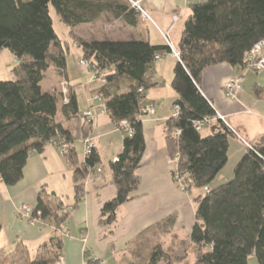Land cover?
I'll list each match as a JSON object with an SVG mask.
<instances>
[{
    "label": "trees",
    "instance_id": "16d2710c",
    "mask_svg": "<svg viewBox=\"0 0 264 264\" xmlns=\"http://www.w3.org/2000/svg\"><path fill=\"white\" fill-rule=\"evenodd\" d=\"M51 6L69 28L89 70L103 79L92 93L103 97L106 112L125 136L118 161L111 163L110 184L117 194L103 205L99 220L110 229L108 236L117 225L118 209L137 198L146 152L143 104L146 92L155 86L156 58L171 53V49L147 40H86L74 33L79 26L93 24L104 15L137 27L140 15L128 0H0V53L8 50L18 60L15 78L0 80V180L6 186H15L23 179L33 153H43L52 142L65 143L69 145L65 158L73 172L78 204L85 196L88 176L101 164L95 148L81 162L70 147L74 143L73 123L80 116L77 93L68 83L69 101L64 103L62 91L42 87L52 65L60 82L67 80L68 44L63 45L54 29ZM190 10L172 81L178 94L174 105L180 114L167 121L166 139L170 158L180 155L174 180L176 174L183 177L186 191L209 190L195 199L196 221L190 235L194 264H248L252 254L264 264V138L250 144L235 166L232 180L209 189L228 163V138L234 132L217 118L200 90L207 68L219 64L244 68L246 54L264 40V0H203L193 3ZM207 117L213 121L203 130L211 127L212 133L204 136L193 123ZM123 121L128 122L132 134L120 126ZM179 129L182 133L176 136ZM69 216L62 197L45 188L39 190L31 222L38 218L63 231ZM176 222L174 214L158 224L154 234H171ZM62 247L63 241L53 237L40 248L37 258L25 264H56ZM180 249L175 245L165 249L158 242L144 264L182 262L188 249Z\"/></svg>",
    "mask_w": 264,
    "mask_h": 264
},
{
    "label": "crops",
    "instance_id": "0c3cea01",
    "mask_svg": "<svg viewBox=\"0 0 264 264\" xmlns=\"http://www.w3.org/2000/svg\"><path fill=\"white\" fill-rule=\"evenodd\" d=\"M140 1L160 35V41H152L148 22H142L141 18L139 25L132 27L122 20L104 15L93 24L79 26L76 31L82 26L91 27L88 36L82 37L86 40H147L153 45H164L166 42L162 32L170 37L174 48L178 50L185 23L191 14L190 6L203 0ZM175 14L180 16V20L173 24L172 17ZM185 16L188 18L183 22ZM104 22L110 30L118 28V34L110 35L108 28L107 32L98 31L97 27H101ZM66 43L63 41V45ZM73 44L77 48L74 59L84 79L82 83L73 82L67 68V80L64 83H69L77 93L80 111L79 118L73 123L74 143L70 147L75 149L79 161L83 162L86 159V141H92L100 155L101 164L88 176L85 196L78 204L75 203L72 169L56 142L48 144L43 153L31 155L24 169V177L17 185L9 187L0 180V264H25L27 260H34L39 255L40 248L53 237H59L63 241V264H144L156 243L161 242L165 249H170L176 241L190 239L196 221L195 199L206 192L197 189L181 191L174 180L173 171L176 167L169 163L166 130L167 121L173 116L174 104L178 98V94L168 86L173 81L178 59L172 52L160 55L156 64L154 62L155 86L146 92L143 104V108H153L154 113L143 114L141 117L146 141V152L139 170L142 182L136 192L137 198L118 209L114 233L106 236L110 229L100 225L99 220L103 205L117 194V189L110 184L111 163L122 152L125 136L109 114L102 111L97 94L92 93L101 82H93L94 77L90 72L79 65L82 60L81 51L74 40ZM68 52H71L70 45ZM12 56L18 64L16 56ZM49 72L53 74L55 84L51 83L46 91H61L56 87L60 80L53 65L46 77ZM12 73L14 79V72ZM155 75L164 80L155 82ZM166 78H170V81L167 82ZM235 79H241L242 89L237 100H230L225 95L224 85ZM122 85H126V82ZM262 88L264 89V79L256 78L242 67L219 64L204 71L200 89L203 96L224 116L228 128L234 130L228 138V163L209 189L232 180L235 166L248 145L264 138V91H259ZM88 111L94 115L89 123L83 119ZM203 131L204 136L212 133L211 127ZM41 188L65 200L70 216L63 231H56L44 221L31 222L30 217L20 213L24 205L36 207ZM174 214L177 222L173 232L155 235V227Z\"/></svg>",
    "mask_w": 264,
    "mask_h": 264
},
{
    "label": "built area",
    "instance_id": "2783aa9c",
    "mask_svg": "<svg viewBox=\"0 0 264 264\" xmlns=\"http://www.w3.org/2000/svg\"><path fill=\"white\" fill-rule=\"evenodd\" d=\"M128 1L130 2L132 8H134L139 13L142 22L146 23L148 21H152L151 17L149 16V14L144 9L142 2L140 0H128ZM179 20H180L179 15H177V14L173 15V17H172L173 24L179 22ZM161 34H162L166 44L170 47L173 55L178 60H180V53L177 49L174 48L170 37L168 35H166L165 33L161 32ZM263 51H264V40L256 43L254 45V47L246 54L245 59H244V69L247 71H254L256 73L264 71ZM79 65L82 66L83 68H85L86 70H88L90 72V74L93 75V73L89 70L90 66H89L88 62H86L82 59V60H80ZM93 77H94V79H96L97 81H100L101 83L104 82L103 79H101V78H96L94 75H93ZM241 83H242L241 79H235V80L228 81L224 85V92H225V95L228 99L237 100V95L242 89ZM62 87H63L62 93L64 95V97H63L64 103H67L69 101V88H68V85L64 84V83H63ZM140 91H142V90H140ZM97 99L102 104L101 105L102 111L106 112V104H105L103 97L97 95ZM215 112H216L217 118L222 120L228 126V123L225 120L224 116H222L216 109H215ZM152 113H154V110L151 107H145L142 109V114H152ZM179 114H180V109L177 105H175L173 108V117H178ZM93 118H94V115L91 111L86 112L83 116L84 121L87 123L92 122ZM212 121H213V119L211 117H207L203 120L196 121L193 123L194 129L196 131L200 132L204 129V127L208 123H210ZM120 126L123 127L124 129H126L128 131V133H130V134L133 133V130L129 128V124L127 121L121 122ZM232 131L234 132V130H232ZM181 133H182V131L179 129V130H175L174 134L176 136H180ZM248 146L250 147V145H248ZM60 147L62 148V151L64 154H66L68 152V149H69L68 144L63 143L60 145ZM93 149H94L93 142L90 140H87L86 141V156H88ZM179 157H180L179 153H176L175 157L170 158L169 163L176 167L178 162H179ZM116 161H118V158H116L114 160V162H116ZM175 180H176V184L178 185L179 189L181 191H186L188 185L185 183V179L183 177L179 176L178 174H176ZM206 191H209V190L206 189ZM32 210H33V208H31L30 206L24 205V206H22L20 213L24 216L31 218ZM38 215L40 216L41 214L39 213ZM39 220L40 219L36 218L33 221H39ZM63 262H64V259H63L62 255H60L56 264H63ZM100 264H105V263H100Z\"/></svg>",
    "mask_w": 264,
    "mask_h": 264
},
{
    "label": "rangeland",
    "instance_id": "374dc122",
    "mask_svg": "<svg viewBox=\"0 0 264 264\" xmlns=\"http://www.w3.org/2000/svg\"><path fill=\"white\" fill-rule=\"evenodd\" d=\"M50 14L52 16V19H53V22H54V29H55L57 35L60 37V39L62 41L67 42L68 45H70V47H71V52H69V56H68V75L73 80V82L79 81L78 83H82L83 79H84V76H83V73L80 71V69H79V67L76 64V61L74 59V54L77 51V48L73 44V38L69 34V28L63 22L60 21L59 16L57 15L55 9L52 6L50 7ZM187 15H189V13ZM187 18H188V16H185L183 22H185L187 20ZM147 24H148V28L151 31L152 41H160V35L156 31V28L154 27L153 22L152 21H148ZM109 26H110V24H109ZM98 28H99L98 31L103 32V31H106V28H108V25L106 24V22H104L101 25V27H97V29ZM89 30H91V27L82 26L79 29V31L75 30L74 33L76 34V36L78 35L79 38L82 39V37L85 38V37L88 36ZM111 30H112V32H111ZM111 30L109 32L110 35H115L116 36L118 34V28L117 29L116 28L115 29H111ZM169 54L170 53H165V54H162V55H169ZM155 64H156V62H155ZM16 67H17L16 60L13 58L12 54L8 50L2 51L0 53V80H3V81L12 80L13 79V76H12V74H13L12 72L13 71H11V70H14ZM249 72L252 73L253 76H255L256 78H258L260 80L264 79V72L263 71L262 72H258L257 74L254 71H249ZM160 76H161V74H159V77ZM164 77H166V72L164 73ZM166 79H167V82L170 81V78H166ZM89 80H90V77H89ZM160 80L163 81L164 78L163 79L162 78L158 79V76L155 75L154 81L156 82V81H160ZM92 81L93 82H97L96 79H94V78H92ZM51 83L54 85L55 84V80L53 78V74L51 72H49L47 77H46V79L42 83L43 89L44 90L48 89L50 87ZM170 83L171 82L168 83L169 88H172L174 90V88L172 86V83H171L172 87L170 86ZM64 84H66V83H64ZM57 85L58 86H56V87L60 88V90L62 91L63 87L61 85H63V84L60 82ZM96 85L97 84H95V86ZM161 86H162V84H161ZM160 88H162V87H160ZM62 95H63V93H62ZM63 97H64V95H63ZM203 133H204V131H203ZM184 192H188V191H184ZM203 193L205 194V192H203ZM175 246L178 247L179 249L182 246V249H180V251H182L183 249H186V248L188 249L187 258L184 261L178 262V263H175V264H194L195 256H194V250H193V246L191 244V240L190 239H188V240L185 239L184 241L183 240L176 241L175 242ZM248 264H259L258 263V259H257L255 254H252V255L249 256Z\"/></svg>",
    "mask_w": 264,
    "mask_h": 264
}]
</instances>
